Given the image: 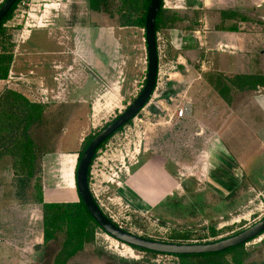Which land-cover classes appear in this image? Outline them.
I'll return each mask as SVG.
<instances>
[{"label": "rangeland", "instance_id": "obj_1", "mask_svg": "<svg viewBox=\"0 0 264 264\" xmlns=\"http://www.w3.org/2000/svg\"><path fill=\"white\" fill-rule=\"evenodd\" d=\"M117 5V0H21L0 29V235L2 243L18 247L32 239L28 253L37 259L31 264L181 262L131 249L97 229L65 257L59 254L63 232L46 245L39 235L37 187L45 204L77 203L74 168L85 140L126 110L142 89L147 62L142 36L118 29ZM196 29L200 32L193 33ZM204 31L187 22L159 31L160 62L149 103L103 145L90 167V189L102 212L140 237L163 241L187 232V243H206L264 217V86L253 90L244 84L246 76L264 77V39L256 42L263 51L259 58L249 60L243 57L251 54L248 39L239 55L235 40L204 42ZM24 101L42 112L26 132L36 169L22 189L13 175L18 156L12 154L21 142L12 140L21 134L16 119L30 114ZM227 158L231 165L230 158L238 162L236 172L224 165ZM139 170L136 181L131 177ZM159 188L163 196L156 200L151 194ZM211 228L218 232L214 238L208 236ZM263 239L264 234L244 245L245 264H264ZM33 245L39 246L36 252ZM231 258L184 261L232 264Z\"/></svg>", "mask_w": 264, "mask_h": 264}, {"label": "trees", "instance_id": "obj_2", "mask_svg": "<svg viewBox=\"0 0 264 264\" xmlns=\"http://www.w3.org/2000/svg\"><path fill=\"white\" fill-rule=\"evenodd\" d=\"M117 1H118V5L115 7V13L116 15L119 16L117 27L144 29V21H145L146 12H147L150 0H117ZM20 2L21 0H18L17 3L11 9V11L8 13V15L2 20V22L0 23V29L6 23V21H8L11 18L14 10L16 9L17 5ZM172 19H173L172 17L167 16L165 14V11H163L162 4H161L160 11L158 12L156 21H155L156 33H158V31L162 27H166L168 26V24H171V22H173ZM7 71L8 70L5 69L4 71H2V74L6 75ZM244 78H246L245 83H244L246 84L245 86L253 90H255L257 86H260V87L264 86L263 76L251 75V76H246ZM144 82L145 80L143 81V85H144ZM243 88H246V87H243ZM220 91H217V93H219V95L222 97V93ZM13 96L16 99L19 98V96L16 94H13ZM15 98L13 100H15ZM22 107L24 108V111H27L28 113L30 112L29 114L30 116L29 115L27 116L25 114L21 118L16 119L18 124L20 125L21 134H20V138L18 139L14 138L12 141L14 143V141L17 142V140H20L21 143H20V146L19 145L17 146V151H15V153H12V154L13 155L15 154L18 156V159L15 161V165L13 168V175L15 176V179H17V182L21 184V188L24 189L28 187L31 181L33 180L34 172L36 169L34 166L35 155H34V152L31 150L32 143L30 139L28 138V136L26 135V132L28 128L32 125V123H34V118L36 120V118L39 117L40 113L42 112V108L41 106L29 104L25 101ZM131 122L132 120L129 121L128 124ZM123 128H120L117 132H119ZM115 134L110 136L99 147L98 150H100L103 147V145L106 144ZM93 137L94 136L88 137L85 140L82 151L78 155L76 165L74 168L75 189H76V169H77L78 163L80 161L83 151L85 150V148L87 147V145L89 144V142L92 140ZM88 183L90 187V168H89V173H88ZM37 191L38 193L36 196V200L38 203L42 204L43 244L46 245L52 240H55L57 238L58 233L63 232L65 238L62 244V250L59 253L61 256L62 254L66 255L65 257L72 256L78 250L82 248L84 242L88 240V237L90 236L91 233H93L92 231L94 229L101 231L98 225L93 221L91 216L88 214L84 204L81 202L78 196L77 190H76V194H77L78 202L77 203H64V204H61V203L45 204L42 201L40 189L38 187H37ZM25 200L26 199H23V201ZM217 234L218 232L214 228H211L209 230L208 236L211 238H214ZM263 234L264 233H262L261 236ZM142 238L147 239L145 237H142ZM189 238L190 236L187 232H174L170 234L165 240L160 241V242L185 244V242L187 243V240H189ZM222 239H225V238H222ZM219 240H215V241H219ZM215 241H212V242H215ZM262 242L264 243V239L262 240ZM206 243H209V242H206ZM187 244H193V243H187ZM244 245L245 244H242V245H239L238 247L230 248L224 252L213 253V254H203V255H193V256H188V255H164V256H171V257L177 258L181 261L180 264H188L190 262H187V261L185 262L184 261L185 259L187 260L191 258H206V257L213 258V257H222L226 254H231V257H232L231 259L233 262L232 264H245V261L243 260L245 253L242 251ZM130 248L140 251V252L150 254V255H163V254L153 253V252H149V251L142 250V249H137L134 247H130ZM59 264H63V263L59 262ZM251 264H256V263L253 262Z\"/></svg>", "mask_w": 264, "mask_h": 264}, {"label": "water", "instance_id": "obj_3", "mask_svg": "<svg viewBox=\"0 0 264 264\" xmlns=\"http://www.w3.org/2000/svg\"><path fill=\"white\" fill-rule=\"evenodd\" d=\"M18 0H4L0 6V23L8 15ZM163 0H150L144 21L146 47V75L144 85L132 103L117 118L98 132L82 153L76 169V190L88 214L108 237L128 247L146 250L163 255H203L224 252L230 248L247 244L264 233V217L236 235L209 243L175 244L144 239L119 228L101 211L92 196L88 173L99 147L120 128L125 127L149 103L154 92L158 73V52L155 21Z\"/></svg>", "mask_w": 264, "mask_h": 264}, {"label": "crops", "instance_id": "obj_4", "mask_svg": "<svg viewBox=\"0 0 264 264\" xmlns=\"http://www.w3.org/2000/svg\"><path fill=\"white\" fill-rule=\"evenodd\" d=\"M2 1L3 0H0V3ZM162 9L163 11H165V14L167 16L173 18L172 19L173 22H171V24H168L170 28H172L176 24L179 25L180 23L187 22L188 25L191 24V26L193 27H197V28L201 27L202 29H205L204 35L202 37L204 39V42L206 41L208 42V38H210L211 40L214 41V43H216V45H221L225 43L226 39L235 40L234 42L237 43L236 45L238 46L239 55L242 54L239 48L244 49V40L248 39V42L249 41L251 42L250 43L251 48L246 49V53H251V54L250 55L246 54L243 57L249 60H257L259 58L258 53L260 54V52H263L260 51V47H258L257 43L259 41L258 38L260 36H262V38L264 39V33H263L264 30L262 31V33L259 32V28H264V0H163ZM248 26L251 29L256 28V33H253L252 31L249 32L247 30ZM42 27L43 25L37 26L38 29H42ZM118 29L119 30L129 29V30H134L131 32L141 33L144 50L146 52L143 29L121 28V27H118ZM162 29H164V27H162L160 30ZM159 31L158 33H156L158 68L160 62L159 47H158ZM199 32L200 31L198 29L193 31V33H199ZM75 33L78 36V30H75ZM78 43L79 41L76 40V45ZM112 90L114 91V89ZM94 104L97 105L96 103ZM230 160H231L230 162L233 163L235 167H233L234 165L228 163L229 162L228 158L224 161L225 163L224 165L230 166V168L234 172H236L238 162L234 158H230ZM140 172H141L140 170L137 171V173H135L131 178L137 181L139 179L138 176L140 175L138 174H140ZM164 180L163 181L159 180L158 182L168 183V181H164ZM130 185L132 186V184L129 183V186ZM161 186H163V184H161ZM164 186H169V183ZM134 190L135 192H137L136 188ZM156 190H159V193L157 194L152 193L151 195H153L152 197L157 200V197L163 196V191L161 188ZM152 197L146 196L145 197L146 201L148 203L153 204L154 200ZM38 225L40 229L39 235L42 236L41 240H43L42 220L39 222V224H37V226ZM0 237H1L0 248H3L2 254L0 255V264H31L34 263V261L37 259L35 255H30L31 253L30 254L28 253L30 252L29 244L32 239H29L28 243L24 245H20L18 247L17 245H12V243H10L7 240H4L3 241L4 243H2L1 241L3 239V235H0ZM32 248L36 252L37 249H39V246L33 245ZM14 252L20 255L17 256L16 254H14ZM22 257H23V262L21 260Z\"/></svg>", "mask_w": 264, "mask_h": 264}, {"label": "built area", "instance_id": "obj_5", "mask_svg": "<svg viewBox=\"0 0 264 264\" xmlns=\"http://www.w3.org/2000/svg\"><path fill=\"white\" fill-rule=\"evenodd\" d=\"M183 114V110H180L179 112H178V116H181ZM136 118V117H135ZM91 190V189H90ZM91 193H92V191H91ZM92 196H93V198L95 199V197H94V195H93V193H92ZM95 202L97 203V201H96V199H95ZM97 205L99 206V204L97 203ZM99 208H100V206H99ZM101 209V208H100ZM102 211V210H101ZM106 216V215H105ZM107 217V216H106ZM108 218V217H107ZM113 222V221H112ZM114 223V222H113ZM119 228H121L120 226H118ZM122 229V228H121Z\"/></svg>", "mask_w": 264, "mask_h": 264}, {"label": "flooded vegetation", "instance_id": "obj_6", "mask_svg": "<svg viewBox=\"0 0 264 264\" xmlns=\"http://www.w3.org/2000/svg\"><path fill=\"white\" fill-rule=\"evenodd\" d=\"M116 118H117V117H116ZM113 120H114V119H113ZM113 120H112V121H113ZM109 123H110V122H109ZM106 125H107V124H106ZM106 125H105V126H106ZM105 126H104V127H105ZM104 127H103V128H104ZM103 128H102V129H103ZM102 129H101V130H102ZM101 130H100V131H101ZM100 131H99V132H100ZM96 134H97V133H96ZM96 134H95V135H96ZM95 135H94V136H95ZM98 151H99V150H98ZM98 151H97V152H98Z\"/></svg>", "mask_w": 264, "mask_h": 264}]
</instances>
